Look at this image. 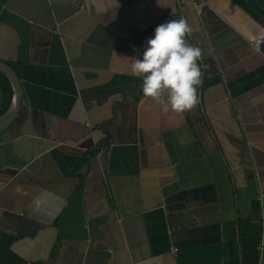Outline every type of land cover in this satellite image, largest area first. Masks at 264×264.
<instances>
[{
	"label": "crops",
	"instance_id": "crops-1",
	"mask_svg": "<svg viewBox=\"0 0 264 264\" xmlns=\"http://www.w3.org/2000/svg\"><path fill=\"white\" fill-rule=\"evenodd\" d=\"M181 17L208 68L163 113L130 66ZM262 27L264 0H0V264H264Z\"/></svg>",
	"mask_w": 264,
	"mask_h": 264
},
{
	"label": "clouds",
	"instance_id": "clouds-1",
	"mask_svg": "<svg viewBox=\"0 0 264 264\" xmlns=\"http://www.w3.org/2000/svg\"><path fill=\"white\" fill-rule=\"evenodd\" d=\"M191 33L186 18L162 23L147 41L142 58L131 63V75L142 80L143 96L159 104L163 113L182 114L199 103L197 89L208 65L204 64L202 70L198 63L203 53L188 43L186 37ZM246 39L254 53L264 54V27Z\"/></svg>",
	"mask_w": 264,
	"mask_h": 264
},
{
	"label": "water",
	"instance_id": "water-1",
	"mask_svg": "<svg viewBox=\"0 0 264 264\" xmlns=\"http://www.w3.org/2000/svg\"><path fill=\"white\" fill-rule=\"evenodd\" d=\"M0 73L8 80L14 94L11 106L0 116V130H2L5 129L16 117L20 103V85L14 72L2 63H0Z\"/></svg>",
	"mask_w": 264,
	"mask_h": 264
}]
</instances>
